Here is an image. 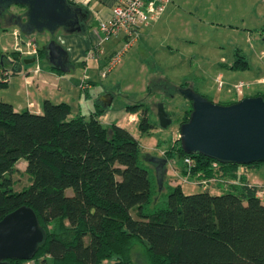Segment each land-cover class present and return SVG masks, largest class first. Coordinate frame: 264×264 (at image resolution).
I'll return each mask as SVG.
<instances>
[{"label":"trees","instance_id":"16d2710c","mask_svg":"<svg viewBox=\"0 0 264 264\" xmlns=\"http://www.w3.org/2000/svg\"><path fill=\"white\" fill-rule=\"evenodd\" d=\"M44 55L38 46L39 59ZM243 58L233 68H248ZM10 59L21 60V55L0 51V67L9 68ZM7 84L0 82L1 87ZM152 85L157 86L152 83L148 95L154 93ZM186 85L164 89L173 96L172 89ZM251 96H264V91ZM149 108L144 101L126 106L137 114L141 133L154 127ZM102 111L71 116L68 103L45 99L36 113L0 100V219L25 205L44 232L31 259H9L10 264H135L132 256L140 245L146 264H264L261 186L239 173L240 167L264 162L221 163L184 151L177 138L162 157L167 162L180 157L176 171L204 186L184 193L180 184L157 182L154 168L139 164V140L126 127L102 123ZM181 112L180 124L189 120L192 102ZM186 157L192 166L184 163ZM21 159L30 184L15 190L13 174ZM203 181L219 184L222 192Z\"/></svg>","mask_w":264,"mask_h":264},{"label":"crops","instance_id":"0c3cea01","mask_svg":"<svg viewBox=\"0 0 264 264\" xmlns=\"http://www.w3.org/2000/svg\"><path fill=\"white\" fill-rule=\"evenodd\" d=\"M76 5L82 8L83 13L85 14L86 18L84 21L81 22V30L75 32H68L65 29H58L55 32L54 39L57 44L61 45L64 51L61 53V59L64 60L62 65L55 66L54 64L50 63L48 57L45 55L43 58L40 59V63L42 59H45L47 64L42 65L40 64V71L39 72H32V67L23 68L18 73H14L11 76L10 83L5 86L9 88L10 86H15L16 91L24 90L28 95V105L27 102H23L18 104V108L14 106V102L12 100H7L6 98H2L0 95V100L6 99L5 101L11 103L15 110H22L28 109L32 112L39 113L42 108V102L45 99H49L53 102H66L70 105L71 108V116L74 115H83L89 116L91 113L95 112L98 109H102V113L99 115V119L102 123L109 125L111 123H116L117 125L123 126L131 130L134 126L137 125L138 116L136 113H132L126 110V106L129 104L136 103L138 101H144L149 105V114L155 113V106L153 103L158 101V99L153 100L149 97L148 87L152 83H155L153 87H151V91H153L156 95L157 93L160 94L161 92L166 94V90L164 88H170L171 86H181L186 85L190 86L193 89H196L201 94L208 97L212 95V84L208 81L204 76L209 73L212 69L210 67L211 58L208 59V62L204 65H200L197 69V75H195V79L193 81L181 80V82H172L171 78L169 77V73L174 71V67L178 60L177 54L179 49L178 45H188L197 41L195 36H186L188 33V28L179 27L178 33H176L172 27L174 22L182 21L183 25H188L189 19H193L196 22H200L201 24H217L219 26H230L233 29L240 30L243 27L246 18H242L238 22H227L223 20L221 15L219 14L223 8L228 7L233 0H168L166 7L164 8L163 13L161 16L154 20L150 21L146 24H143L138 29V39L137 41L130 47V49L124 54L125 57L127 56V61L129 59H134L135 61H139L138 64L141 68L146 69V74L144 75V82L142 84V91L139 92V96L137 98H128L127 101H123L121 106L115 105V95L114 91L110 88L111 78H114L115 73L110 75L116 68L117 64L105 77L107 82L105 83L98 77V69L102 68L105 62L108 60L114 49H116L123 41V35L120 33L118 35L112 36L108 40L104 42L102 48L104 49V53L101 57L97 59H86L85 55L87 50L91 46L93 42H96L98 36L100 35L97 32V23L101 19H109L112 13V9L115 7L117 0H71ZM248 6L250 5V0L248 2ZM200 9H205L204 12ZM23 14L22 10H19L18 13H13L11 18L9 19V24L14 25L13 22L16 16ZM96 22V26L94 23ZM84 24V25H82ZM229 24V25H228ZM197 27V26H196ZM202 27H199V29ZM14 29H18L16 25H14ZM202 30V29H201ZM251 30V29H248ZM19 31V30H18ZM36 32L30 33V37L32 39H36L34 34ZM45 34V33H44ZM43 34V36H44ZM26 33L22 35L20 33L21 40L26 38ZM44 36V42H46V37ZM264 40V37H263ZM36 41V40H35ZM2 50V49H1ZM0 50V51H1ZM13 50V49H12ZM11 51V50H10ZM48 55V53H47ZM188 55V54H187ZM64 57V59H63ZM124 57V56H123ZM244 56H238L237 59L243 58ZM184 58L182 57L181 60ZM225 59V60H224ZM236 59V60H237ZM244 59V58H243ZM249 62V67L243 70H247L250 68V61L248 58H245ZM123 60V58H122ZM235 60V61H236ZM158 61H162L158 64ZM221 62L227 65V60L225 56H221ZM235 61L232 63L230 69L232 70H239L240 68H233ZM121 62V61H120ZM80 66L82 70H84V74L89 73L90 78L87 80V85L83 88L79 87V77L81 74L78 75H71L72 72H75V66ZM165 71L169 74H166ZM33 74V75H31ZM97 75V76H96ZM218 76L223 77V73L220 72ZM217 76V77H218ZM216 77V78H217ZM221 77V78H222ZM215 78V81H216ZM43 82V83H42ZM80 82V81H79ZM225 86L227 85V79H225ZM1 87V86H0ZM159 91L156 90V88ZM4 89V90H5ZM223 87L220 88L219 85L217 87V91H223ZM104 93H109L111 95V102L109 106L104 107L103 101L100 97ZM227 93L228 90H227ZM231 94V93H229ZM246 96L249 93L245 94ZM244 95V96H245ZM168 96V95H167ZM236 96V95H235ZM171 98V96H168ZM211 99L214 100V97L210 96ZM208 97V98H210ZM225 96L221 97L220 101L223 103H228L231 101L238 100V97L243 96H236L237 99L231 94V99L228 102L222 101ZM163 101V100H162ZM219 101V100H218ZM219 101V102H220ZM165 104V102L163 101ZM36 108H32V106ZM190 107V100L188 105H184L181 110L184 108ZM148 114V115H149ZM132 131V130H131ZM176 140V139H175ZM174 140V141H175ZM174 141L172 143H174ZM19 162H23L24 166H26V162L24 160H20ZM170 163V162H169ZM177 166V165H175ZM261 168L260 166H257ZM25 168V167H24ZM253 168H245L240 167L239 173L246 176L250 183L257 184L261 186L260 196L264 195V179H253L251 176L253 175L254 169ZM176 170V169H175ZM177 174L181 175L180 172L176 171ZM182 178V175L180 176ZM194 177H191L190 180H194ZM236 184H241V182L234 181ZM226 187V186H225ZM210 189L213 191L220 193L222 192L223 187L219 186V184H211L209 186ZM204 189V187H203Z\"/></svg>","mask_w":264,"mask_h":264},{"label":"rangeland","instance_id":"374dc122","mask_svg":"<svg viewBox=\"0 0 264 264\" xmlns=\"http://www.w3.org/2000/svg\"><path fill=\"white\" fill-rule=\"evenodd\" d=\"M248 2L249 0L246 1L247 5ZM250 3V5L246 6L245 0H233L230 5H228V7L223 8V10H221L219 13L223 20L227 22L241 23L240 20L243 17L246 18V21L243 24L244 26L241 27L240 30L233 29L230 26H219L217 24L215 25L206 23L204 25L200 22H196L193 19H189L188 25H183L184 23L179 21V19L177 22H174L172 27L174 30H176V33L179 32V30H177L179 27L188 28L189 31L186 33V36H195L197 41L189 44V46L180 45L179 43V49H177L178 54L176 58L178 62L174 67V71L170 72V75L165 71V73L171 78V81L174 83H179L184 78H186L184 81H193L195 79V75H197L196 71L199 66L206 64L208 59L211 58L210 67L212 70L204 76L212 84V95H209L208 97L212 96L214 97V100L211 99V97L209 98L210 100L216 103L225 104L220 101L221 97L225 96L222 98V101L228 102L231 99V97L228 96H231V94L235 99H237L236 96L239 94L235 91L233 85L240 80L253 83L251 88L246 89L245 91V93H249L247 96H251L258 91H264V84L256 82L258 78L264 77V0H250ZM3 9L5 10H3V14L1 12L2 9L0 11V50L2 49V51L9 52L10 50L18 47V45L20 46V39L14 37V25L9 24V19L13 13H18L20 8L17 5H12L9 8ZM200 10L204 12L205 9ZM94 26H96V22L94 23ZM199 27L202 28L199 29ZM20 33L24 35V33L21 31ZM43 34L44 36L47 35L46 32L34 34L37 46L43 45ZM239 55H245L249 59V69H230L229 66L232 65ZM221 56H225L227 65L223 63L225 61H220ZM27 57L29 58L31 56L29 55ZM182 57L184 58L183 60H181ZM22 58H26V56H21V59ZM122 58L123 60H121V62L116 66L115 70L110 74L113 75L116 71L114 78L110 79V88L114 91V103L117 106H121L123 101H127L128 98L133 99L139 96V92L142 91L144 75L146 74V69L140 67L138 64L139 61H135L131 58L129 61H127V63H125L127 56L125 57L124 55ZM161 62L162 61H158V64ZM40 64L45 65L47 62L45 59H42ZM33 65L34 63L25 64L23 65V68H28ZM35 68L36 65L32 67V72H34ZM80 68V66L76 65L75 70H73L75 72H72L71 74L74 76L82 73L79 77L80 82L78 81L79 87L83 84V82H87V80L91 77L89 73L84 74V70ZM39 71L40 70L37 72ZM220 72L223 73V77L218 76ZM100 73L101 69L99 68L98 77L100 80L103 79V81L106 83L107 79H105V77H101ZM217 79L219 81L222 80V87L224 88L223 91H217ZM225 79H227L228 82L226 86L224 83ZM4 89L5 87H0L1 97L6 98L7 100H12L16 108H18V104L28 101V95L24 90L16 91L15 86H10L9 88H6L5 90ZM156 90L159 91L157 88ZM227 90L231 94L227 93ZM171 93L172 95L174 94L171 96V98L162 92L160 94L157 93V95L155 93L149 95V97L153 99L151 101L158 99V101L163 100L165 102V109L167 112H169L172 119L171 123L167 127H161L159 125L155 107V113L151 112L148 116L150 123L154 125V127L148 133H141L138 130L137 125L131 129L132 131L130 130L132 135L135 136L140 142L141 150L139 164L143 167L151 169L154 168L155 173L156 162L153 161V159L154 157H162L165 150H168L172 147V142L179 138V125L182 113L181 109L184 107V105L189 104V100L186 97L180 95L176 90L172 89ZM241 98L238 97V100ZM6 99H3V101ZM32 108L36 107L33 105ZM181 164L182 159L178 156H174L173 159L166 162L165 170H163V177L160 182L164 183V185H166V183L170 185L180 184L184 193H197L203 191V185L192 180L186 182L183 180V177H180L181 175L176 173L175 165L181 166ZM17 167L18 171L13 174V179L15 181L13 188L15 190H20L22 188H26L30 184V181H28V176L26 173H24L25 166L23 162H18ZM260 167L261 168L256 167L254 169L251 178H257L261 180L264 179V165ZM210 185L211 184L207 183V186ZM161 191L167 192L168 190L162 188ZM67 194H72V190L70 188L67 189ZM262 197H264V195H262ZM262 200L264 201L263 198ZM133 215H135L134 212ZM143 250L144 249H142V245L137 246L134 249L132 257L135 264H146L147 261L146 257L143 255ZM26 264H33V261H30Z\"/></svg>","mask_w":264,"mask_h":264},{"label":"water","instance_id":"95a60500","mask_svg":"<svg viewBox=\"0 0 264 264\" xmlns=\"http://www.w3.org/2000/svg\"><path fill=\"white\" fill-rule=\"evenodd\" d=\"M10 5L24 7L23 15L16 16L14 25L23 33L46 32L47 39L42 45L46 56L55 66L62 65V59L61 63L55 62L61 58L59 51H64L54 39L55 32L60 28L80 31L78 13L82 8L68 0H0V9ZM33 62L35 57L32 56L10 59L11 73H18L23 65ZM174 90L192 102L189 120L179 125V140L184 151L199 152L221 163L264 162V96H245L236 102L221 104L190 86ZM100 99L107 107L111 95L104 93ZM156 113L161 127L171 123L162 101L156 103ZM153 161L156 162V180L160 183L167 159L154 157ZM43 239L44 232L34 210L25 205L17 207L0 219V264H10L9 259H31Z\"/></svg>","mask_w":264,"mask_h":264},{"label":"built area","instance_id":"2783aa9c","mask_svg":"<svg viewBox=\"0 0 264 264\" xmlns=\"http://www.w3.org/2000/svg\"><path fill=\"white\" fill-rule=\"evenodd\" d=\"M168 0H117L115 7L112 9V13L109 19H101L98 22L97 32L100 33L96 42H93L85 55L86 59H97L104 53L102 48L103 43L112 36L122 34L123 41L118 46L105 64L101 68V77H106L107 74L122 60L124 54L130 49V47L137 41L139 33L138 29L141 25L150 21L158 19L164 11ZM19 29H14V37L20 39V46L14 48V51L20 53L21 56L35 57L34 65H36L35 72L40 70L38 46L34 39L29 37L28 39L21 40ZM12 76L10 67H0V82L9 83ZM219 79V78H218ZM217 79L218 85L222 88V80ZM221 79V78H220ZM260 84H264V77H260L256 80ZM226 84V82L224 81ZM252 82L240 80L234 83L233 87L239 96H244L246 89H250ZM87 85V82H83L80 88ZM189 167L192 166L193 160L189 157L183 159ZM190 176L183 177V180L188 182ZM195 181V180H193ZM196 182V181H195ZM207 181H203L206 184Z\"/></svg>","mask_w":264,"mask_h":264},{"label":"flooded vegetation","instance_id":"af4514ba","mask_svg":"<svg viewBox=\"0 0 264 264\" xmlns=\"http://www.w3.org/2000/svg\"><path fill=\"white\" fill-rule=\"evenodd\" d=\"M70 3H71V2H70ZM11 6H12V5L8 6L7 8H9V7H11ZM13 6H14V5H13ZM75 11L77 12V9H75ZM82 13H83L82 11H81V13H80V12L78 13V17H79V22H80V23L86 19V18H84L85 16L83 17ZM83 18H84V20H83ZM13 20H14L13 22H15V19H13ZM60 60H61V58H59L58 60L55 59V62H56V63H61ZM58 61H60V62H58Z\"/></svg>","mask_w":264,"mask_h":264}]
</instances>
